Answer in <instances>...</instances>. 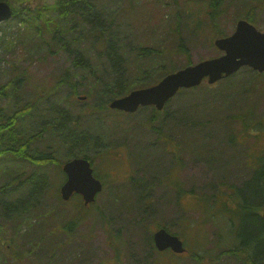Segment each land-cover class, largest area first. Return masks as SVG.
I'll return each mask as SVG.
<instances>
[{
    "label": "rangeland",
    "instance_id": "1",
    "mask_svg": "<svg viewBox=\"0 0 264 264\" xmlns=\"http://www.w3.org/2000/svg\"><path fill=\"white\" fill-rule=\"evenodd\" d=\"M255 1L216 0L215 8L211 0H93L100 12L96 20L73 21L69 29L75 33L62 31L65 33L62 39L54 38L55 34L43 28L45 41L40 37L33 41L26 34L28 26L23 17L29 13L26 8L35 11L56 0H8L16 15L0 25V88L6 86L4 91H8L7 85L16 83L18 93L0 99V125L7 126L23 114L25 106L36 100L37 90L55 89L45 95L52 93L50 96L58 102L56 107L66 110L71 119L81 118V130L100 139L102 151L92 149L89 154L95 173L106 185L97 202L89 208L83 209V201L77 195L70 202L59 203L62 198L58 187L64 174L55 164L41 167L19 162L9 153L0 154L1 165L27 164L24 170L21 168L27 177L34 173L40 178L45 175L54 183L39 201L21 203L29 207L23 210V215L33 209V225L22 226L21 234L27 239L38 235L48 238L38 244L23 240L14 229L13 220L0 217V254H4L0 260L6 258L7 264H245L236 254L227 251L235 242L246 239L243 221L255 216H246V211L238 207L246 191L237 195L233 191L246 186L253 174V167L247 163L249 148L254 154L251 162L255 156H264V77L255 78L241 70L214 85L205 80L201 86L174 97L166 107L167 114L159 112L156 123L147 122L152 108L127 115L107 107L105 101L110 96L104 88L111 82L114 85L111 63L97 52L93 40L75 37L96 30L97 24L104 25L110 18H118L121 25L128 22L123 31L116 26L115 33L123 38L118 45L128 55V66L113 78H123L121 88L129 93L152 85L150 82L154 80L149 77L151 74L143 77L137 71L140 64L136 61L144 62L136 58L138 44L145 42L160 49L174 47L180 39L177 32L181 33L187 52L184 49L170 56L174 58L171 62L175 61L174 70L184 68L189 62L220 56L223 52L215 46V38L233 33L237 21L246 18V4ZM51 15L48 11L45 17L54 18ZM254 15V24L264 31V5ZM21 38L14 51L6 50L10 41ZM77 47L91 60L93 72L76 65V54L80 53ZM154 58L153 62H159L158 56ZM15 68H27V72L22 75ZM170 69L168 65L165 70ZM65 78L74 80L81 93L75 96L69 85L59 84ZM246 87L249 88L246 90ZM79 95H86V100L78 99ZM45 109L51 107L41 106L39 110ZM247 109H251L254 122L261 119L262 129L253 125L246 133L244 122L228 117L244 112L246 118ZM36 116L41 118V114ZM38 126L27 137L40 135L37 144H30V149L47 148L44 150L47 153L56 149L50 153L58 163L79 153V146H63L60 139L52 137L57 136L53 131L44 133L46 146L42 145L41 131L46 125L39 123ZM3 166L1 186L13 181L1 176L6 173ZM137 179L142 181L136 184ZM14 186L18 189L17 184ZM142 190L148 191L143 199ZM6 199L9 201H0V204L17 198L8 195ZM70 222H73L71 228ZM161 227L177 233L186 243L188 253L158 254L149 237ZM30 247L32 250L19 262L10 257ZM193 253L200 256V261L192 257ZM0 264L6 262L0 261Z\"/></svg>",
    "mask_w": 264,
    "mask_h": 264
},
{
    "label": "trees",
    "instance_id": "2",
    "mask_svg": "<svg viewBox=\"0 0 264 264\" xmlns=\"http://www.w3.org/2000/svg\"><path fill=\"white\" fill-rule=\"evenodd\" d=\"M8 1V0H6ZM93 0H56V2L52 5H47L46 7H39L35 9V11H31L30 8H26L25 11H29L28 14L24 13L23 17L26 19V34L27 37H30L33 41L36 40L38 37V40L41 38V41H45V38L42 37L43 28H45V31H48L51 35L55 34L54 38L62 39L64 36V32L66 33L69 31L71 33H75V31H71L69 29V24H71L73 21H89L93 22L96 20L97 16L100 14V12L94 7V4L92 3ZM212 5H216V0H211ZM264 5V0H257L255 2H250L246 4V8L248 10L246 11V19H248L251 22H255L254 18V12L256 9H260ZM126 8H128L126 6ZM216 8V6H215ZM214 8V10H216ZM48 11L52 13L51 16H54V18H46L45 15L48 14ZM216 12V11H215ZM214 12V13H215ZM15 13V11H14ZM16 15V13H15ZM121 21L118 20V18L115 19H109V21L106 22L104 25H96V30L87 32L85 34H79L75 37V39L83 38L87 40H93L95 44V48L97 52L100 55H105L106 59L109 60L111 63V70L110 72L114 75H116L119 72L124 71V67L126 68L128 66V55L125 52H121V48L118 45L120 41L123 40L122 36L118 37L115 33H117V28H119L120 31H123L124 27L127 25L128 22H124V25H121ZM62 26L66 28L65 30L61 29ZM51 28V29H50ZM45 31L43 35H45ZM177 31V30H176ZM180 36L178 45H175L174 47H153L148 44H144L145 42H142L138 44L136 51V58L142 59L144 62H138L140 66H138V70L140 71L141 76H146L148 74H151L149 77H152L154 80L150 82V84H155L159 81V77H164L169 72H172L175 68V61L173 60V63L171 62L172 59L170 56L173 54L175 55L177 52H184V45L182 44V36L181 33L177 32ZM40 37V38H39ZM22 38L17 41H10L8 46L6 47V50L9 52L14 51L17 44L21 42ZM176 42V40H175ZM77 49L80 50V53L76 54V65L85 67L87 70H90L93 72V67L91 65V60L87 59L85 57V53L81 47H77ZM185 49V53H186ZM158 56L159 62H153L155 61L156 57ZM161 57L166 58L167 60L161 59ZM170 60V61H169ZM167 63V64H166ZM192 64L191 62L188 63V65ZM168 65L171 67L170 70H165ZM162 69L164 70L162 73ZM179 69V68H178ZM244 71L250 72L255 78H261L264 77V73H258L251 68L243 69ZM14 71L20 72L22 75L27 72V68L21 69V68H15ZM152 71V72H151ZM169 71V72H168ZM175 71V70H174ZM151 72V73H150ZM163 74V75H162ZM162 75V76H161ZM237 75V74H235ZM233 75V76H235ZM159 76V77H158ZM231 76V77H233ZM111 78L114 80L113 82H109L110 84L105 86L104 92H108L109 96L108 99L105 101L106 103L111 102L114 98L120 97L125 95L127 92H123V89L121 87L124 86L122 84L123 78ZM230 77V78H231ZM229 79V78H227ZM22 82V80H21ZM60 83H65L69 85L72 89V92L75 96L79 93H81V89L78 88L77 83L74 80H71L70 78H65L59 81ZM255 84V83H252ZM9 86L8 91H4L5 87L0 88V99H4L5 97L12 96L18 93L17 84H13L10 82L8 84ZM148 86V85H147ZM150 86V85H149ZM143 87V86H142ZM250 87V86H249ZM246 87V90L249 88ZM55 89H42L37 90L38 96H36V100L29 104L28 106H25V109L23 110L24 113L20 114L18 116V121L15 119H12V121L7 125H0V154H12L14 155L19 162L22 161H28L34 164H40L42 162V166L47 165L46 163H55L54 158L52 157V153L50 151L55 152L56 149L49 150V153L47 151L43 150H37L35 148L30 149V144L36 143V140L38 139L37 136L39 134H35L32 136L31 139H27V137H30L31 132H35L36 128L38 129V124L41 123L42 125H46L42 128L41 133H51L53 131L54 135L52 136L54 138L60 139V142L63 146L68 148H74V147H80L81 149L78 151L79 153H76L73 156H86L89 159H93L89 151L90 150H97L98 153H100L102 150L100 149L99 143L100 139L97 136H93L90 134L89 131H82L81 129V118L79 117H73V119L70 118V115L66 110H61L57 105V99H53L50 95H52L53 91ZM191 90V89H190ZM194 90V89H193ZM52 92L48 95H45L46 92ZM118 91V94H115ZM110 94H113L111 96ZM115 94V95H114ZM66 103H69L67 100H65ZM106 103H102L104 106V109L107 108ZM51 107V109H45L43 111L37 112V114H41V118H37V114H35L34 110L29 109L28 107ZM251 107V106H249ZM149 107H144L141 109H146ZM150 109V108H149ZM152 110L151 117L147 120V122L156 123L159 114L158 111H156L154 108ZM48 111H51L50 113ZM89 112H92V110H88ZM94 111V110H93ZM21 113V112H20ZM163 113H166V109ZM162 113V114H163ZM81 114V113H80ZM83 114H89L85 113L83 111ZM167 114V113H166ZM130 115V114H127ZM36 116V117H35ZM228 117H231L233 119H236V121L240 119V121L245 123L244 132L249 133L250 130L253 128V125H258L259 128L262 129V124L259 123L261 119L254 122V118L252 117L251 109L246 110V118L244 117V112H238L235 115H229ZM226 119L227 116H225ZM37 121V122H36ZM231 121V120H229ZM239 121V122H240ZM251 121V123L249 122ZM70 123V124H69ZM155 125V124H154ZM190 125V124H189ZM188 125V126H189ZM188 127V131H189ZM4 129V130H2ZM35 129V130H34ZM70 129L72 132V136L68 137V134H66V130ZM88 132V133H87ZM42 145H45V134L44 136L41 134ZM37 144V143H36ZM35 144V145H36ZM29 145V146H28ZM46 146V145H45ZM48 150V149H47ZM33 153H30V152ZM38 151L41 153V155H38ZM251 149L249 148V151L247 153V163L253 167V174L252 176L246 181V186L240 188H235L233 193L235 195L239 193H244L246 191V196L244 195L243 200L239 202L238 207L242 211H246L247 215H253L255 216L254 219H247L246 221H243L242 227L244 228L246 232V239H243L242 241L235 242L234 247H231L229 251H227L229 254H236L243 263L245 264H264V217L261 211L264 210V156L256 157L251 162V157L254 156L253 152L250 153ZM70 158L72 156H69ZM1 160V159H0ZM132 163V159H131ZM0 164V169H5V174L1 175L6 178H11L13 181L11 184L8 182H5L0 184V201H9L7 200V196L10 195L11 197L16 196L17 199H11L14 201H11L6 204H0V217H3L7 220L11 219L15 223L14 229L16 232L21 235V238L23 240H29L34 242L35 244H38V241H42L43 238H48L45 235H38L35 238L27 239L21 234L22 232V226L29 227L33 225V219L31 217V209L30 214L23 215V210H26V206H23L21 204L24 201H31V202H37L40 200V197L48 190L45 189V186L47 185V179L45 175L41 177V181H38L40 177H36L35 173L31 176H26L23 168L27 167V164H20L18 167L15 164L6 166ZM26 165V166H25ZM133 165V164H132ZM41 166V167H42ZM134 167V165H133ZM7 168V169H6ZM23 170H22V169ZM28 168L26 169V171ZM8 177H7V176ZM27 177V178H26ZM23 178V180H21ZM19 180L18 183L15 181ZM142 181V180H140ZM139 179L135 181L136 184L140 183ZM49 182V181H48ZM15 184L18 185L14 186ZM26 185V186H25ZM25 186V188H23ZM30 187V189H29ZM147 190H142L140 192V196L143 199V197L147 194ZM252 192V193H251ZM250 193V195H249ZM217 197V194H216ZM33 205V204H32ZM29 208V207H28ZM27 208V209H28ZM22 222L23 224L19 226V223ZM71 224H69V227ZM38 228V227H37ZM69 229V228H68ZM1 230V229H0ZM53 232H56L54 230ZM52 232V234H53ZM177 234V233H176ZM149 242L152 244V247L156 249L152 242V237H149ZM32 247L27 249L23 253H17L10 256L13 258L16 262L20 261L23 255L28 254V251H31ZM158 252V251H157ZM3 256L2 254H0ZM179 256V255H177ZM26 257V256H25ZM192 257L195 258L197 261H200V256L198 254L193 253ZM1 257L0 261L6 262L7 259Z\"/></svg>",
    "mask_w": 264,
    "mask_h": 264
},
{
    "label": "water",
    "instance_id": "3",
    "mask_svg": "<svg viewBox=\"0 0 264 264\" xmlns=\"http://www.w3.org/2000/svg\"><path fill=\"white\" fill-rule=\"evenodd\" d=\"M13 14L12 6L7 1L0 0V24L11 19ZM215 45L224 54L170 73L156 85L135 89L126 96L112 100L110 107L135 112L141 105H155L162 110L180 89L199 86L205 78L209 84H214L245 66L264 72V32L250 21L240 19L235 32L217 38ZM79 98L86 99L85 96ZM64 171L68 175L61 187L64 200H69L75 192L82 194L85 205L96 200L97 194L103 189V183L94 176L90 160L74 158L64 165ZM154 241L159 251L171 249L178 254L187 251L184 241L165 228L155 232Z\"/></svg>",
    "mask_w": 264,
    "mask_h": 264
},
{
    "label": "flooded vegetation",
    "instance_id": "4",
    "mask_svg": "<svg viewBox=\"0 0 264 264\" xmlns=\"http://www.w3.org/2000/svg\"><path fill=\"white\" fill-rule=\"evenodd\" d=\"M29 109H31V110H34V111H37V112H39L40 110L39 109H41V107H28ZM25 109V108H24ZM37 122V121H36ZM40 132V131H39ZM38 155H41V153H37ZM42 177H43V175H42Z\"/></svg>",
    "mask_w": 264,
    "mask_h": 264
},
{
    "label": "bare ground",
    "instance_id": "5",
    "mask_svg": "<svg viewBox=\"0 0 264 264\" xmlns=\"http://www.w3.org/2000/svg\"><path fill=\"white\" fill-rule=\"evenodd\" d=\"M66 134H68V137L72 136L71 130L70 129H67L66 130ZM39 137H40V135L37 136V138H39ZM39 181H41V178L39 179Z\"/></svg>",
    "mask_w": 264,
    "mask_h": 264
}]
</instances>
